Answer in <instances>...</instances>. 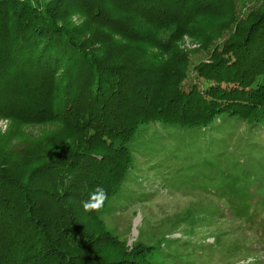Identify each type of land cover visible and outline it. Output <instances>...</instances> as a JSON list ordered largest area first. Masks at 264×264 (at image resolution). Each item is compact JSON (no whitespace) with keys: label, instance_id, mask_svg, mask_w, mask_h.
Listing matches in <instances>:
<instances>
[{"label":"trees","instance_id":"16d2710c","mask_svg":"<svg viewBox=\"0 0 264 264\" xmlns=\"http://www.w3.org/2000/svg\"><path fill=\"white\" fill-rule=\"evenodd\" d=\"M185 37L205 61L192 64L179 47ZM0 120L9 124L0 137V264L224 257L215 242L165 235L129 247L101 216L134 167L142 126L143 140L156 132L187 170L183 180L202 179L206 193L229 187L227 203L240 208L256 188L248 196L264 205V138L254 139L264 132V0H0ZM240 124L247 131L231 150ZM49 125L48 135L14 145L23 127ZM98 186L107 200L86 213L82 202Z\"/></svg>","mask_w":264,"mask_h":264},{"label":"rangeland","instance_id":"374dc122","mask_svg":"<svg viewBox=\"0 0 264 264\" xmlns=\"http://www.w3.org/2000/svg\"><path fill=\"white\" fill-rule=\"evenodd\" d=\"M179 47L182 51L192 52L189 55L192 64L206 59L204 53L199 51V43L191 38H183ZM191 81L198 83L200 80ZM185 83L187 85L190 82L186 80ZM8 126L7 121L0 120V137L8 131ZM239 127V131L227 138V145L231 150L240 148L236 144L237 138L247 131L244 124ZM23 128L25 141L15 139L16 146L24 145L26 141L31 139V142L44 134L48 135L55 129V125ZM144 128H140L142 140L137 143L134 151V167L120 192L111 199L101 216L108 230L129 247L138 240L142 244L153 245L165 235L167 241L168 238L181 239L191 243L190 245L202 244L208 247L215 242L224 251V257L215 252L200 263L264 264V205L260 202L257 204L251 195L248 196V192L257 189L244 190L246 198L242 200V208L227 203L232 192L229 187L217 194L204 192L202 179L189 177L183 180L179 177L187 170L183 169L177 159L175 162L169 156L165 145L160 141L156 142V132H150L143 140ZM170 130L177 131V128ZM259 134L256 133L254 139L262 143L264 132ZM259 136L262 139L259 140ZM190 141L192 149L196 143L194 138ZM179 151H183V147ZM143 152L146 157H143ZM207 188L209 189V185ZM246 206L248 216L244 215ZM255 220H262V224H255ZM167 241L163 243L164 250L170 244ZM178 250L184 252L183 248ZM208 251H211V247ZM230 251L233 252L229 257Z\"/></svg>","mask_w":264,"mask_h":264},{"label":"clouds","instance_id":"9594fccd","mask_svg":"<svg viewBox=\"0 0 264 264\" xmlns=\"http://www.w3.org/2000/svg\"><path fill=\"white\" fill-rule=\"evenodd\" d=\"M107 200V193L104 188L97 187L89 195L86 201L82 202L84 212H98L100 211Z\"/></svg>","mask_w":264,"mask_h":264}]
</instances>
